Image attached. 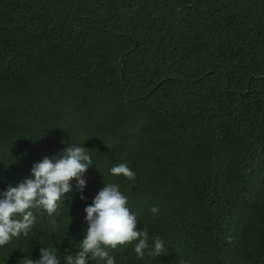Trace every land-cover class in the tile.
<instances>
[{
    "label": "trees",
    "instance_id": "16d2710c",
    "mask_svg": "<svg viewBox=\"0 0 264 264\" xmlns=\"http://www.w3.org/2000/svg\"><path fill=\"white\" fill-rule=\"evenodd\" d=\"M67 144L91 153L87 199L33 209L0 264H66L104 183L149 236L116 264H264V0H0V190Z\"/></svg>",
    "mask_w": 264,
    "mask_h": 264
},
{
    "label": "clouds",
    "instance_id": "9594fccd",
    "mask_svg": "<svg viewBox=\"0 0 264 264\" xmlns=\"http://www.w3.org/2000/svg\"><path fill=\"white\" fill-rule=\"evenodd\" d=\"M37 161L31 163L28 177L0 190V247L29 234L36 223L35 213L40 212L33 209H42L51 216L57 212L60 202L64 203L66 194L73 191L79 193L81 200L87 199L84 195L87 187L85 174L95 164L84 144H67L58 154ZM109 172L122 175L129 181L135 180V172L126 163L111 167ZM83 211L87 227L80 239L79 250L74 256L67 255L66 264H89V261L116 264L108 249L114 250L133 242L136 255L141 259L144 257L149 248L148 232L145 228L138 230L140 221L128 207V198L120 191L119 185L104 183ZM150 211L156 215L159 208L153 206ZM165 251L164 241L154 239L151 254L159 256ZM24 264H59V259L56 251L45 247L41 248L38 260L25 258Z\"/></svg>",
    "mask_w": 264,
    "mask_h": 264
}]
</instances>
